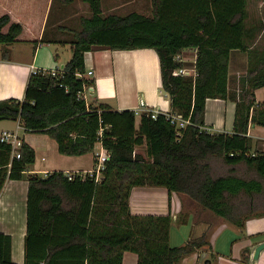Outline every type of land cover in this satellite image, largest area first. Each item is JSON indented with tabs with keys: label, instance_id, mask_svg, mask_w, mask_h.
Here are the masks:
<instances>
[{
	"label": "trees",
	"instance_id": "16d2710c",
	"mask_svg": "<svg viewBox=\"0 0 264 264\" xmlns=\"http://www.w3.org/2000/svg\"><path fill=\"white\" fill-rule=\"evenodd\" d=\"M81 1L89 15L73 36L70 58L56 75L31 72L22 100H0V116L47 134L61 154L82 155L99 143L107 159L98 180L90 173L69 179L61 170L25 176L34 149L22 141L20 158H11L10 145L0 141V190L9 179L28 181L23 264H122L125 251L137 255V264H178L209 245L203 233L172 246L171 211L131 213L135 186L165 187L169 198L178 194L179 224L191 213L194 224L220 221L243 230L248 218L263 216L264 148L252 151L248 128L264 127V100L254 95L264 89V15L250 21L249 0H150V15L106 14L102 0ZM22 33L20 22L0 14V44L39 41L37 32L28 38ZM94 47L153 49L170 112L190 123L177 129L163 111L153 118L146 109L137 117L132 109L78 98L84 86H93L85 53ZM185 49L196 50L195 75L174 74L185 65L179 59ZM233 50L247 53L246 74L235 91L228 86ZM207 98L235 102L233 132L204 129ZM0 264H17L11 238L2 232Z\"/></svg>",
	"mask_w": 264,
	"mask_h": 264
},
{
	"label": "crops",
	"instance_id": "0c3cea01",
	"mask_svg": "<svg viewBox=\"0 0 264 264\" xmlns=\"http://www.w3.org/2000/svg\"><path fill=\"white\" fill-rule=\"evenodd\" d=\"M109 1L103 12L113 13L129 1L123 0L120 5H110ZM83 11V12H82ZM8 13L12 21L23 25L21 37L28 38L38 34L39 41H16L0 46V100L15 98L22 100L25 87L33 69L50 70L63 66L71 56V41L74 34L81 29V19L89 15L87 3L81 0H0V14ZM114 14V13H113ZM124 15V14H120ZM67 47L68 55L61 57L51 44ZM231 51L229 59V89L238 90L247 70L245 52ZM55 53L57 57L55 58ZM195 49H185L179 59L184 62L183 69L187 75H195ZM240 63L234 81L233 65ZM92 70L87 78L93 80L88 100L106 103L115 110L132 109L139 114L146 110L170 112L169 97L161 86L159 60L151 48L131 50H111L94 47L85 53V71ZM237 82L233 88L231 84ZM255 100H264V89L254 91ZM143 100L144 107L139 105ZM235 102L231 99L207 98L205 101L204 126L213 132H233ZM7 119V118H4ZM14 124L2 130L17 131L22 140L34 149L35 160L25 170V176L37 174L46 176L53 170L63 172H91L96 166L94 158L97 147L104 149L99 143L94 150L82 155H65L58 151L54 139L42 132H29L19 120L8 119ZM248 135L252 140V150L264 148V127L249 124ZM100 153V152H98ZM28 181L26 178L6 180L0 190V232L11 238V260L17 264L25 262L24 238L26 234V201ZM129 209L132 214L164 215L171 211L175 224L171 227L169 241L172 246L186 242L189 237H198L207 233L209 245L198 252L184 257L178 264H264V248L258 257L253 258L255 248L264 242V215L250 217L245 221L244 229L238 230L225 222L207 224L193 223L190 213L185 224H179L177 217L182 210L180 197L162 186H135L129 195ZM190 226L192 228L190 229ZM189 227V228H188ZM232 229L238 235L225 255L222 236ZM192 234V236H190ZM227 243V242H226ZM225 243V244H226ZM243 251L246 255L243 257ZM122 264H137V255L125 251Z\"/></svg>",
	"mask_w": 264,
	"mask_h": 264
},
{
	"label": "rangeland",
	"instance_id": "374dc122",
	"mask_svg": "<svg viewBox=\"0 0 264 264\" xmlns=\"http://www.w3.org/2000/svg\"><path fill=\"white\" fill-rule=\"evenodd\" d=\"M109 1H113L112 4H110L112 6L115 4L120 5L121 1H123V0H103V7H106L107 4H105V3H108ZM128 1L129 2L126 5L120 6L119 8L115 9L113 11V13L114 14H127V13L132 12V11H138V12L146 14V15L151 14L150 0H128ZM248 8H249V13H250L249 20L250 21L252 20L254 23H256V19H258L264 15V0H249L248 1ZM104 13L107 14L108 12L105 11ZM260 43L264 44V31L261 35ZM0 46H1V44H0ZM51 47L54 49V51H57V53L61 57H65L69 53V51L68 52L66 51L67 47L59 46V45L55 44V42H53L51 44ZM237 52H241V51L238 50ZM246 55H247V53H246ZM237 70H239V74H241L240 73V71H241L240 63L239 64L235 63L233 65L232 71H233V75H234V81H236V78H237V74H238ZM236 84H237V82H234L233 84H231V87L233 88V86H235ZM88 102L89 103L92 102L91 99L88 100ZM0 122H4L5 129H10L11 126L14 124L13 121H9L8 119H0ZM97 150L98 151L96 153L101 152L100 147H97ZM252 151H259V150L253 149ZM83 173H90V172H83ZM191 228H192V226H190V229ZM237 237H238V235L232 229H230V231L223 234L221 249L223 248L222 250H224L228 244L227 250H226V252H224L225 255H228L230 253L231 244H232V242L235 241V239Z\"/></svg>",
	"mask_w": 264,
	"mask_h": 264
},
{
	"label": "built area",
	"instance_id": "2783aa9c",
	"mask_svg": "<svg viewBox=\"0 0 264 264\" xmlns=\"http://www.w3.org/2000/svg\"><path fill=\"white\" fill-rule=\"evenodd\" d=\"M40 69H33L31 72H36ZM51 75H56L59 72V68H53L50 70L42 69ZM92 70L86 71V76L92 75ZM174 74H185L187 75L188 72L184 69H180L178 71H175ZM91 86H84L82 90L78 92V98H83L86 101H88V96L90 95ZM159 111L156 110H150L151 116L154 118ZM166 115L167 120H169L170 124H172L177 129H180L184 127L185 125L190 123V119H185L181 115L173 112L163 111ZM136 113V112H135ZM203 129V128H202ZM204 129L207 130L210 133H213L210 129L206 128L204 126ZM0 141L6 142L11 147V158H20V147L22 145V138L19 136L17 131H10V130H2L0 133ZM97 157V165L96 167L90 172V175H94L95 179L98 180L100 178V172L102 171L104 167V162L107 159V153L104 150L103 152L96 153ZM77 173L75 172H65V175L71 179L73 178Z\"/></svg>",
	"mask_w": 264,
	"mask_h": 264
},
{
	"label": "water",
	"instance_id": "95a60500",
	"mask_svg": "<svg viewBox=\"0 0 264 264\" xmlns=\"http://www.w3.org/2000/svg\"><path fill=\"white\" fill-rule=\"evenodd\" d=\"M139 105H140L141 107H144V102H143L142 99L140 100ZM4 118H5L4 116H0V119H4ZM263 248H264V242L258 244L257 247L255 248V251H254V254H253V258L256 259V258L258 257V255H259V252H260L261 249H263Z\"/></svg>",
	"mask_w": 264,
	"mask_h": 264
}]
</instances>
